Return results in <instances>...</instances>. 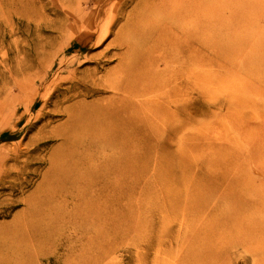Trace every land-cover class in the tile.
I'll return each instance as SVG.
<instances>
[{"label": "rangeland", "instance_id": "obj_1", "mask_svg": "<svg viewBox=\"0 0 264 264\" xmlns=\"http://www.w3.org/2000/svg\"><path fill=\"white\" fill-rule=\"evenodd\" d=\"M119 57L192 102L120 110ZM0 264H264V0H0Z\"/></svg>", "mask_w": 264, "mask_h": 264}, {"label": "bare ground", "instance_id": "obj_2", "mask_svg": "<svg viewBox=\"0 0 264 264\" xmlns=\"http://www.w3.org/2000/svg\"><path fill=\"white\" fill-rule=\"evenodd\" d=\"M95 20L96 19L93 18V19H88L85 22V31H89V33H91V32L95 33L96 32V29H95L96 27L94 25ZM130 25H131V19L127 18L126 22L124 23V27L129 29L128 27ZM194 28L195 27L193 25V22L191 21L189 28H187L184 32H182V34L185 35L183 38L185 39L184 42H186V44L187 43L188 44L193 43L194 32H195ZM144 29H145V27H144ZM157 30L159 31V29H157ZM122 31H124V30H122ZM162 31L160 30V34H161V36H164L162 34ZM148 32H146V34H148ZM140 35H143V34L140 33ZM173 35H174V37L171 34V36L175 40L173 42H176L178 35H175V34H173ZM143 36L147 37L146 35H143ZM166 37L169 38V36H167V34H166ZM165 42L166 41H163V43H165ZM109 47H112L113 49L114 48H124L125 52H123V54L124 53L127 54L128 51L130 50L129 43L121 40L120 36L116 37L111 42V44L104 50L103 54L106 55L107 53H109V49H108ZM119 58H120V62H119L120 74L118 77L115 76L113 79H111L107 83V88L112 92V98L115 97V98H118L120 102H125V105H123L122 108H120V110H122V111L123 110L126 111L129 109L133 110V106L131 108V106L127 103L130 102L131 99H133L135 96H142L144 98L143 101L141 103H137V106H139L138 109L141 112H144V113L146 112L149 117L150 116L152 117V119H154L156 117H160V116H162V118L165 116L174 118L176 116L175 114L180 112V108H178V106L177 107H175V106L171 107V105H173L172 103L175 102L174 99L180 98L181 95H183V93H186L185 95H187L189 98V101L192 102L193 94L195 92V76H194V74H192V73L189 74V76L186 78V83L184 85L182 84V80H181L182 78L180 76H178L176 71H171L170 76L168 78L161 80L160 82L154 81L155 74H156V67L158 65V64L156 65L154 63H156L157 61H163V60H165V58L163 59L162 57H160V58H158L159 60H157L154 63L151 61L152 62L151 68L147 69V70L144 69L143 71H141V68L140 69L135 68V66L130 67L129 64H125L123 62V57H119ZM146 67H147V65H146ZM79 82L80 81L77 82L78 85L81 84ZM76 87H77V85L72 86L71 91H74ZM95 93H97V92H94V90H92V89L85 91V94L93 95ZM160 96H161V98H160ZM112 100L115 101V99H112ZM125 106L127 107V109L125 108ZM192 107L193 106L190 105L189 109H192ZM122 114L124 115V112ZM189 116H192V113H190ZM127 117H128V114H127ZM127 117L124 118V121H125L124 133L118 134V138H120V139H117V135L113 134L114 138L113 137L111 138L112 135H110V138L108 139L110 141H106V143L107 144L109 143V145H111V146L120 144L121 146L124 147V148L121 147L124 152H126V150L128 151V148L130 145V139H129L130 130H131L130 127L133 125L132 124L133 121L131 119H128ZM119 118H120V116H119ZM117 120H119V119L117 118ZM71 121L74 122L73 117L71 118ZM95 121H97L98 124H92L94 130L100 129L101 132H104L107 125L104 126L103 122L96 119V118H95ZM101 122H102V124H101ZM120 124H119V127L121 126ZM171 125H172V127H176L175 122H172ZM161 127L163 128L162 125H161ZM119 129H121V128H119ZM67 136H70V134L67 133ZM114 156L115 155L112 154L111 160L109 161V162H111V164L117 163V161H116L117 158L114 159L113 158ZM112 165H114V164H112ZM114 166H116V165H114ZM110 168H113V167H110Z\"/></svg>", "mask_w": 264, "mask_h": 264}]
</instances>
